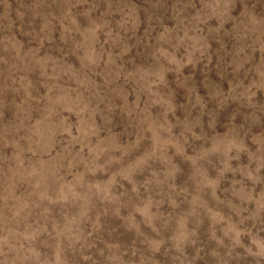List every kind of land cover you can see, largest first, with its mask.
Instances as JSON below:
<instances>
[{
	"label": "rangeland",
	"instance_id": "1",
	"mask_svg": "<svg viewBox=\"0 0 264 264\" xmlns=\"http://www.w3.org/2000/svg\"><path fill=\"white\" fill-rule=\"evenodd\" d=\"M0 264H264V0H0Z\"/></svg>",
	"mask_w": 264,
	"mask_h": 264
}]
</instances>
